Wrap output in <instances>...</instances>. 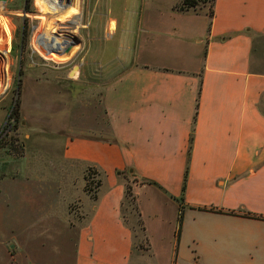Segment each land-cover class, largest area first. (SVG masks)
<instances>
[{
  "label": "crops",
  "instance_id": "crops-1",
  "mask_svg": "<svg viewBox=\"0 0 264 264\" xmlns=\"http://www.w3.org/2000/svg\"><path fill=\"white\" fill-rule=\"evenodd\" d=\"M180 2L96 104L70 95L53 139L5 155L0 264H264V0Z\"/></svg>",
  "mask_w": 264,
  "mask_h": 264
},
{
  "label": "rangeland",
  "instance_id": "rangeland-1",
  "mask_svg": "<svg viewBox=\"0 0 264 264\" xmlns=\"http://www.w3.org/2000/svg\"><path fill=\"white\" fill-rule=\"evenodd\" d=\"M172 1L77 0L78 11L67 16L62 9L69 6V0L58 7L57 14L46 3L40 8L35 0L2 2L0 52L7 51V73L1 72L4 57H0V164L6 154L18 150L16 142L25 135L53 139L59 123L66 121L56 109L73 100L70 95L75 94L77 105L96 104L106 85L132 63L139 28L150 22L154 5ZM210 7L211 0H204L197 9ZM74 19L79 21L69 23ZM108 22L115 23L112 32H108ZM62 45L66 47L60 53ZM14 107L16 117L11 114ZM87 186L95 190L96 179H88ZM130 199L127 195L124 214L141 239Z\"/></svg>",
  "mask_w": 264,
  "mask_h": 264
},
{
  "label": "bare ground",
  "instance_id": "bare-ground-1",
  "mask_svg": "<svg viewBox=\"0 0 264 264\" xmlns=\"http://www.w3.org/2000/svg\"><path fill=\"white\" fill-rule=\"evenodd\" d=\"M35 2H36V4H37L40 8H41V6H42L43 3H46L48 9L51 10L50 12H53V14H57V13H59V12H56L57 10H59L58 7H60V6H62V5H64V4L66 3L65 0H35ZM79 3H80V2H79ZM79 3H78V4H79ZM78 4H77V0H69V6L66 7V8H63V9H62V13H63L64 15H66V16H67V15H70V14L74 15L75 12H77L78 9H79ZM48 12H49V11H48ZM62 13H60V14H62ZM54 16H55V15H54ZM71 21H72V22H69V23H74V24H76V22H78L79 19H78V20H77V19H74V20H71ZM114 27H115V23H114V22L109 23V25H108V32H112L113 29H114ZM52 33H53V31H52ZM45 44H46V43L43 42V48L46 47ZM57 46H58V45H57ZM65 47H66L65 45L60 46L59 52H60V53H63L62 51L64 50ZM37 48H39V49L41 48V47H40V44H38V43H37V45H36V49H37ZM66 49H67V48H66ZM37 50H38V49H37ZM49 53L52 54L54 57H57V59L60 58L59 56H57L58 54H56L55 52L52 53V52L49 51ZM46 55H47V54H46ZM60 56H61V55H60ZM61 58H62V57H61ZM62 59H64V57H63Z\"/></svg>",
  "mask_w": 264,
  "mask_h": 264
},
{
  "label": "trees",
  "instance_id": "trees-1",
  "mask_svg": "<svg viewBox=\"0 0 264 264\" xmlns=\"http://www.w3.org/2000/svg\"><path fill=\"white\" fill-rule=\"evenodd\" d=\"M204 0H181V2L176 6V8L180 11H189V10H192V11H195V12H198L199 9L198 6H199V2H203ZM215 0H211V7L213 5ZM210 7V9L208 10V14L211 16L212 15V8ZM16 116H18V112H17V108H12V111H11V114H13ZM186 176H187V170L185 171V174H184V179H183V184H182V192L185 188V181H186ZM86 189H88V186H87V182H86ZM130 196V202H132L134 204L135 202V197L134 195L131 193V190H130V187L128 186L127 187V190H126V196ZM180 201L182 200V196L179 198ZM134 209L136 211V207L134 205ZM137 216H138V213H137ZM137 221H138V225L140 226L141 229H143V225H142V221L140 220V218L138 217L137 218ZM181 221H182V211L180 209V213H179V216H178V231H177V234L179 233V230H180V226H181Z\"/></svg>",
  "mask_w": 264,
  "mask_h": 264
},
{
  "label": "built area",
  "instance_id": "built-area-1",
  "mask_svg": "<svg viewBox=\"0 0 264 264\" xmlns=\"http://www.w3.org/2000/svg\"><path fill=\"white\" fill-rule=\"evenodd\" d=\"M1 3H2V2H0V10H1ZM6 53H7L6 50H3V51L0 52V57H4L3 67H1V72H2V73H4V72L7 73V64H6V62H5ZM92 179H93V178H92Z\"/></svg>",
  "mask_w": 264,
  "mask_h": 264
},
{
  "label": "water",
  "instance_id": "water-1",
  "mask_svg": "<svg viewBox=\"0 0 264 264\" xmlns=\"http://www.w3.org/2000/svg\"><path fill=\"white\" fill-rule=\"evenodd\" d=\"M7 0H0V2H6Z\"/></svg>",
  "mask_w": 264,
  "mask_h": 264
}]
</instances>
